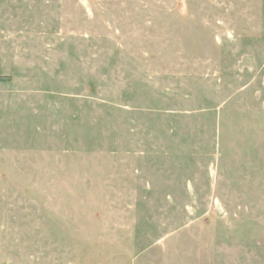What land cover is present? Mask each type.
<instances>
[{"label": "rangeland", "instance_id": "374dc122", "mask_svg": "<svg viewBox=\"0 0 264 264\" xmlns=\"http://www.w3.org/2000/svg\"><path fill=\"white\" fill-rule=\"evenodd\" d=\"M0 264H264V0H0Z\"/></svg>", "mask_w": 264, "mask_h": 264}, {"label": "trees", "instance_id": "16d2710c", "mask_svg": "<svg viewBox=\"0 0 264 264\" xmlns=\"http://www.w3.org/2000/svg\"><path fill=\"white\" fill-rule=\"evenodd\" d=\"M3 80H4V78L0 76V81H3Z\"/></svg>", "mask_w": 264, "mask_h": 264}]
</instances>
